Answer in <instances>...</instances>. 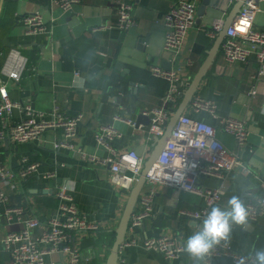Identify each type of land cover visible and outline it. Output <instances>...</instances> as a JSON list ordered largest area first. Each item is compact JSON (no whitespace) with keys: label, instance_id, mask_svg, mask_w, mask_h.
<instances>
[{"label":"crops","instance_id":"obj_1","mask_svg":"<svg viewBox=\"0 0 264 264\" xmlns=\"http://www.w3.org/2000/svg\"><path fill=\"white\" fill-rule=\"evenodd\" d=\"M55 1L0 0V76L5 77L1 72L11 48L17 49L26 61L20 80H7L11 100L44 112L56 106L70 117H82L74 150L53 148L61 140V132L45 133L32 144L16 146L7 142L0 145V164L14 171L24 166L22 159L40 164L38 173L28 181L4 186L7 206L20 207L25 216L42 222L32 231V236L38 237L57 210V187L67 186L79 212L99 224V230L91 237L75 238L83 264H105L129 193L111 184L109 167L96 166L84 160L81 154L116 159L122 153L134 151L146 162L155 144L146 133L149 124L143 122L132 127L125 119L136 125L139 115L147 118L144 113L162 105L168 84L152 78L149 70L153 67L166 70L164 66L169 65L166 71L177 72L183 82L191 83L234 4L229 0H210L199 18L197 11L203 0H197L196 25L186 33L179 54L173 58L163 51V18L178 0H135V25L126 32L115 26L120 0H81L68 13L59 10ZM259 9L254 27L263 29L264 2ZM35 12L40 15L46 32L32 37L18 20ZM216 20L222 23L221 30L210 37ZM99 27L103 29L92 31ZM189 60L194 64L191 68L187 66ZM252 90L254 96L248 94ZM263 96L264 66H259L254 56L245 65H228L221 56L220 46L193 101L197 98L209 101L215 105L217 115L245 120L250 147L239 152L233 137L220 128L217 130L219 141L229 150L238 151L240 156L225 183L215 178H198V185L207 189H217L224 184L220 207L233 195L240 196L245 204L264 195ZM192 102L185 109L186 115L207 124H217L210 114L194 112ZM14 113L13 122H17L19 111ZM106 127L121 134L111 142L113 154L96 143L95 137ZM49 173H54L55 178L46 179ZM155 189L151 216L143 220L134 234H126L118 260L129 264H196L187 252L177 260H165L157 252L144 251L140 245H125L131 239L139 244L146 238L159 237L177 238L184 244L187 237L197 231L195 224L178 212L197 210L201 205L199 197L163 186ZM3 213L4 207H0V264H7L9 257L1 240L7 232L20 231L22 227L15 224L8 228ZM228 241L233 252L250 257L254 250L264 248V219L248 221L245 228L235 226ZM46 258L48 264H69V257L63 252ZM209 264L232 263L224 258Z\"/></svg>","mask_w":264,"mask_h":264},{"label":"built area","instance_id":"obj_2","mask_svg":"<svg viewBox=\"0 0 264 264\" xmlns=\"http://www.w3.org/2000/svg\"><path fill=\"white\" fill-rule=\"evenodd\" d=\"M134 1L120 0L116 7L115 26L122 32L128 31L135 25ZM196 1L178 0L169 7L164 15L163 51L169 53L173 58L179 54L186 33L194 29L196 25ZM237 1L229 0L232 5ZM263 2L264 0H246L229 28L230 30L227 31L221 44V56L228 65H245L254 56L258 65L264 66V28L256 29L254 27L255 16L260 10V3ZM80 3L81 0L55 1L56 7L63 13L71 12L72 8ZM18 23L24 25L28 35L32 37L46 32L43 21L36 12L19 18ZM221 27L220 21H214L210 37L217 35ZM99 29L101 30L103 27L92 31L96 32ZM25 62V58L20 55L19 51L11 48L2 68L1 73L5 77L0 76V145L7 142L16 146L32 144L39 141L45 133L61 132L62 138L53 148L55 150H74V142L79 134L81 115L70 117L56 106L50 112L39 111L30 105H20L11 100L7 80L18 82L25 68ZM193 65L192 61L187 62L188 67L191 68ZM149 74L152 78L165 81L168 84L161 107L144 113L150 120L146 133L151 140H155L163 136L166 124L174 114L176 105L190 82H183L177 72L161 68L153 67L149 70ZM74 76L76 77L77 74L75 73ZM248 94L254 96L255 91L252 90ZM192 109L196 113L210 114L217 124H207L193 119L186 115L185 111L177 119L171 131V137L145 175V184L130 218L127 233L134 234L143 220L151 216L157 186L172 188L199 197L201 205L197 210L178 212L179 216L194 223L198 230L207 212L212 206H219L225 194L224 184L217 189H207L198 185V178L201 176L215 178L225 183L238 163L239 152L250 149L249 132L245 120L219 116L213 103L200 98L192 102ZM16 110L19 111V119L17 122H13ZM125 120L132 127L135 126L131 120ZM219 128L233 137L239 152L229 150L219 141L217 138ZM120 137L121 134H118L112 127H106L95 139L97 145L113 154L111 142ZM250 153H252L251 150ZM176 155L183 156L189 164V168L181 173L182 178L179 183L176 181V170L170 166ZM81 156L96 166L109 167L111 184L122 188L127 193L133 190L145 163V160L134 151L122 153L116 159L87 157L85 154H81ZM21 163L24 166L17 171L0 164V207H4L3 217L7 221L6 226L9 228L16 224L22 227L20 231L7 232L1 240L3 250L9 257L7 264H48L46 257L59 252L68 255L69 264H83L84 260L79 248L75 246V238L91 237L99 230V224L80 213L69 188L60 185L55 193L58 200L57 210L47 221L42 234L38 237L32 236V231L37 229L42 222L35 217L30 219L25 216L20 207L7 206L8 199L4 190V186L10 185L12 182L24 183L28 181L40 169V164L37 162H28L27 159H22ZM169 176L172 178H166ZM45 178L53 179L55 174L49 173L45 175ZM245 205L249 211L248 221L260 222L264 219V195L249 200ZM123 245L124 242L119 251ZM125 245L131 247L140 245L144 251L157 252L165 260H177L185 252L184 244L172 237L146 238L139 244L136 240L131 239ZM224 258L229 259L232 264H239L242 259L245 264H252L250 257L233 252L229 241L221 242L213 250L207 264ZM119 264L129 263L120 260Z\"/></svg>","mask_w":264,"mask_h":264},{"label":"water","instance_id":"obj_3","mask_svg":"<svg viewBox=\"0 0 264 264\" xmlns=\"http://www.w3.org/2000/svg\"><path fill=\"white\" fill-rule=\"evenodd\" d=\"M210 0H203L201 6L198 8L199 11H197V16L200 18L203 16L205 12V7L208 5V2ZM246 0H238L231 12L229 13L228 17L225 20V23L223 25L222 30L220 31L217 40L213 44V48L207 53V57L205 61L202 63V65L199 67L198 71L196 72L195 76L191 80V83H189L187 89L183 93L182 99L180 103L177 105L176 110L174 114L172 115L171 119L166 124L165 132L162 137L155 139L154 148L152 150V154H150L149 158L144 163V167L142 170V173L140 177L138 178L137 183L132 188L133 190L130 191L128 195V199L126 201L124 210L121 215V219L119 222V225L117 226L115 230V239L113 242V245L111 247V251L107 257L105 264H118V258H119V250L122 246L129 226L130 218L134 212V209L136 208V204L139 198V195L144 187L145 184V175L149 172L153 164L156 162V159L158 157V154L162 152L164 149L167 141L171 137V131L174 128L177 119L184 113L185 109L188 107V105L193 101V98L195 95L198 94L199 87L203 81V79L206 77L209 69L211 66H213V63L215 61V57L219 51V48L223 42V40L226 37L227 31L230 30L233 21L236 19L238 14L240 13V9L242 5L244 4ZM121 67L120 64L117 65V69ZM166 70H169V65L164 66ZM133 85V84H132ZM136 127L139 126V124H143V122L149 124L150 120L149 118H144L142 115L138 116Z\"/></svg>","mask_w":264,"mask_h":264},{"label":"clouds","instance_id":"obj_4","mask_svg":"<svg viewBox=\"0 0 264 264\" xmlns=\"http://www.w3.org/2000/svg\"><path fill=\"white\" fill-rule=\"evenodd\" d=\"M170 166L176 170V181L179 183L182 178L181 173L189 168L188 162L183 156L176 155ZM248 218L249 211L243 199L233 195L224 207L210 208L202 225L187 237L183 250L193 258L196 264H207L213 250L221 242H227L230 239L234 226L245 228ZM250 259L252 264H264V248L254 250V253L250 254ZM239 264H245L244 260L239 261Z\"/></svg>","mask_w":264,"mask_h":264}]
</instances>
